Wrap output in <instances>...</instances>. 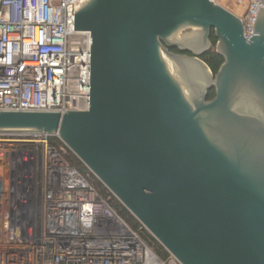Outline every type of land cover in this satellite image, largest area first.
I'll use <instances>...</instances> for the list:
<instances>
[{
  "label": "water",
  "instance_id": "obj_1",
  "mask_svg": "<svg viewBox=\"0 0 264 264\" xmlns=\"http://www.w3.org/2000/svg\"><path fill=\"white\" fill-rule=\"evenodd\" d=\"M73 31L88 109L0 111V134L58 138L178 264H264V7L248 40L211 0H82Z\"/></svg>",
  "mask_w": 264,
  "mask_h": 264
},
{
  "label": "built area",
  "instance_id": "obj_2",
  "mask_svg": "<svg viewBox=\"0 0 264 264\" xmlns=\"http://www.w3.org/2000/svg\"><path fill=\"white\" fill-rule=\"evenodd\" d=\"M81 1L0 0V111L88 109L90 34L73 31ZM261 7L247 0L246 40ZM51 139L0 134V264H178L147 248Z\"/></svg>",
  "mask_w": 264,
  "mask_h": 264
},
{
  "label": "trees",
  "instance_id": "obj_3",
  "mask_svg": "<svg viewBox=\"0 0 264 264\" xmlns=\"http://www.w3.org/2000/svg\"><path fill=\"white\" fill-rule=\"evenodd\" d=\"M212 43L211 49L205 53L200 59L207 65L213 75H215L224 60L216 54L215 45L216 38L213 32L210 36ZM213 92H209L208 100L213 99ZM50 143L54 146L60 145L58 139H51ZM67 160L69 164L75 168L81 175L87 178L89 183L95 189L101 199H103L108 207L143 241L162 262H168L172 257L164 250V248L142 227V225L110 194V192L80 163V161L69 151Z\"/></svg>",
  "mask_w": 264,
  "mask_h": 264
},
{
  "label": "crops",
  "instance_id": "obj_4",
  "mask_svg": "<svg viewBox=\"0 0 264 264\" xmlns=\"http://www.w3.org/2000/svg\"><path fill=\"white\" fill-rule=\"evenodd\" d=\"M237 1L238 0H216L214 3L227 10L235 17L242 19L245 14L247 0H243L240 4H238Z\"/></svg>",
  "mask_w": 264,
  "mask_h": 264
},
{
  "label": "flooded vegetation",
  "instance_id": "obj_5",
  "mask_svg": "<svg viewBox=\"0 0 264 264\" xmlns=\"http://www.w3.org/2000/svg\"><path fill=\"white\" fill-rule=\"evenodd\" d=\"M211 36V35H210ZM209 40H210V38H209ZM170 52H172V53H174V54H182V53H180L177 49H172V50H170ZM207 53V52H206ZM182 55H185V56H190L189 54H187V53H183ZM211 92H213V94H214V90H212ZM210 100H212V99H209L208 101H210Z\"/></svg>",
  "mask_w": 264,
  "mask_h": 264
},
{
  "label": "rangeland",
  "instance_id": "obj_6",
  "mask_svg": "<svg viewBox=\"0 0 264 264\" xmlns=\"http://www.w3.org/2000/svg\"><path fill=\"white\" fill-rule=\"evenodd\" d=\"M213 1H216V0H213Z\"/></svg>",
  "mask_w": 264,
  "mask_h": 264
}]
</instances>
